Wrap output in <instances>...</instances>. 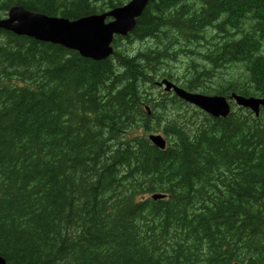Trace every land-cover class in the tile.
<instances>
[{
  "label": "trees",
  "instance_id": "trees-1",
  "mask_svg": "<svg viewBox=\"0 0 264 264\" xmlns=\"http://www.w3.org/2000/svg\"><path fill=\"white\" fill-rule=\"evenodd\" d=\"M126 1L0 0V18L22 5L76 19ZM111 45L92 60L0 29V256L264 264V111L212 117L156 86L264 97V0H149Z\"/></svg>",
  "mask_w": 264,
  "mask_h": 264
},
{
  "label": "water",
  "instance_id": "water-1",
  "mask_svg": "<svg viewBox=\"0 0 264 264\" xmlns=\"http://www.w3.org/2000/svg\"><path fill=\"white\" fill-rule=\"evenodd\" d=\"M148 0H129L126 4L111 8L101 14H90L77 19L48 16L40 12L26 10L22 6H13L6 18L0 19V28L18 35H26L36 40L59 44L76 50L81 56L93 60H102L112 52L111 43L115 35L125 36L134 29L135 19L142 13ZM110 17L106 21V18ZM165 90L173 92L213 116H226L229 105L219 95H203L162 80ZM238 105L248 107L256 114L259 107L264 108V98H243L235 96ZM150 141L160 149L165 140L160 135H150ZM0 264H8L0 256Z\"/></svg>",
  "mask_w": 264,
  "mask_h": 264
},
{
  "label": "bare ground",
  "instance_id": "bare-ground-1",
  "mask_svg": "<svg viewBox=\"0 0 264 264\" xmlns=\"http://www.w3.org/2000/svg\"><path fill=\"white\" fill-rule=\"evenodd\" d=\"M149 1V0H148ZM229 1V0H228ZM148 3V2H147ZM228 3V2H227ZM147 5V4H146ZM146 5H145V7H146ZM226 6V5H225ZM23 7V6H22ZM229 7V6H228ZM216 12V11H215ZM186 14V13H185ZM182 16V15H181ZM164 18V17H163ZM207 25H208V23H207ZM195 32V31H194ZM193 32V33H194ZM189 37V36H188ZM194 39V38H193ZM259 40V39H258ZM240 41V40H239ZM237 44V43H236ZM186 45V44H185ZM197 46V45H196ZM204 47V46H203ZM242 47V46H241ZM244 47V46H243ZM259 48V47H258ZM249 49V48H248ZM251 51V50H250ZM191 53V52H190ZM229 53V52H228ZM248 53V52H247ZM253 54V53H252ZM198 55V54H197ZM201 56V55H200ZM151 60V59H150ZM257 61H258V59H257ZM232 62V61H231ZM227 63V62H226ZM222 64V63H221ZM225 64V63H224ZM261 64V63H260ZM263 64H264V61H263ZM193 65V64H192ZM259 65V64H258ZM256 67V66H255ZM186 69V68H185ZM113 71V70H112ZM172 71V70H171ZM184 72V71H183ZM136 75V74H135ZM184 76V75H183ZM138 77V76H137ZM187 77V76H186ZM191 78V77H190ZM188 79V78H187ZM192 79V78H191ZM190 80V79H189ZM195 93H198V92H195ZM200 94V93H199ZM220 96H222V95H220ZM235 96H238V97H243V98H249V97H253V98H264V97H260V96H243V95H238V94H235V93H233V94H231V96L230 97H225V96H222V97H224L225 98V100H226V102H227V104L229 105V106H232V105H238L237 104V102H236V99H235ZM191 105V104H190ZM196 108V107H195ZM199 110V109H198ZM164 115V114H163ZM229 126V125H228ZM181 127V126H180ZM235 129V128H234ZM223 132V131H222ZM226 141V140H225ZM230 143V142H229ZM138 150V149H137ZM218 151V150H217ZM120 153V152H119ZM173 155V154H172ZM216 155V154H215ZM222 155V154H221ZM220 155V156H221ZM219 157V156H218ZM174 158V157H173ZM240 158V157H239ZM122 160V159H121ZM228 161V160H227ZM171 162H172V160H171ZM248 162V161H247ZM139 163V162H138ZM246 163V162H245ZM180 165V164H179ZM181 170V169H180ZM177 174V173H176ZM196 174V173H195ZM193 176V175H192ZM202 176V175H201ZM195 177V176H194ZM197 177V176H196ZM244 178V177H243ZM261 180V179H260ZM198 183V182H197ZM254 184V183H253ZM194 185V184H193ZM208 191V190H207ZM248 196V195H247ZM254 196V195H253ZM250 197V196H249ZM188 199V198H187ZM182 202V201H181ZM230 202V201H229ZM188 203V202H187ZM205 212V211H204ZM234 212V211H233ZM185 215V214H184ZM190 215V214H189ZM234 216V215H233ZM197 217H199V216H197ZM224 218V217H223ZM254 218V217H253ZM220 219V218H219ZM245 219V218H244ZM151 220V219H150ZM194 220V219H193ZM202 220V219H201ZM224 222V221H223ZM203 223V222H202ZM234 224V223H233ZM198 225V224H197ZM197 225H195V226H197ZM249 225V224H248ZM258 226V225H257ZM189 228V227H188ZM192 228V227H191ZM143 229V228H142ZM239 229V228H238ZM225 236V235H224ZM256 251V250H255ZM220 253V252H219ZM255 254V253H254ZM222 255V254H221ZM197 263V262H196ZM235 263V262H234ZM233 264V263H232ZM241 264V263H240Z\"/></svg>",
  "mask_w": 264,
  "mask_h": 264
},
{
  "label": "rangeland",
  "instance_id": "rangeland-1",
  "mask_svg": "<svg viewBox=\"0 0 264 264\" xmlns=\"http://www.w3.org/2000/svg\"><path fill=\"white\" fill-rule=\"evenodd\" d=\"M199 93V92H198Z\"/></svg>",
  "mask_w": 264,
  "mask_h": 264
}]
</instances>
